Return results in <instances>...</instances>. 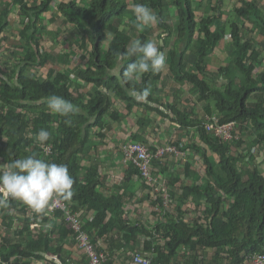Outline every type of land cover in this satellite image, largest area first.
Returning <instances> with one entry per match:
<instances>
[{
  "label": "trees",
  "instance_id": "1",
  "mask_svg": "<svg viewBox=\"0 0 264 264\" xmlns=\"http://www.w3.org/2000/svg\"><path fill=\"white\" fill-rule=\"evenodd\" d=\"M130 2L132 5L141 3L152 9L159 18L158 27L152 25L140 28L134 14L127 12ZM130 2L0 0V53L4 50L14 56L12 68L9 70L6 71L3 65H0V164L30 154H37L49 162L66 164L74 179V194L71 201L65 202L72 203L74 209L84 206L99 207L100 210L102 207L105 208L106 203L103 201L105 198L98 189L100 162L92 155L99 149L101 142L99 137L103 139L106 136L104 129L107 127L108 115L114 120H120L124 116L119 111L120 108H115L113 97L120 102V107L123 106L127 114L136 107H146L153 101L163 106V89L156 88V85L158 87L160 84L157 81L162 73H165L166 67L159 73H145L139 81H134L130 85L137 90L144 87L151 89L152 94L145 102H138L130 96L119 76L112 75L110 71L117 67V53L125 51L134 39L142 42L157 41L160 51H164L166 55V64L177 81L183 82L180 77L182 74H190L188 80L200 91L199 96L202 99L211 96L218 99L221 112L227 119H222L223 122H239L248 132L242 130V133L245 132L246 136L256 135L253 146L257 143L264 147V55L261 52L263 43L257 39L261 36L264 40V10L260 2L241 0V5L235 6L229 12L230 19L224 21H221L225 14L223 11L220 16L218 12L206 13L208 15L198 19L195 0ZM55 7L60 14L48 17L47 14L53 12ZM171 7L177 13L172 26L168 22L172 17L169 12ZM51 23H54L52 27ZM214 23L217 25L213 30L211 24ZM18 25H23L20 30H14L18 32L19 37L10 39L9 44L5 43L6 29L11 30ZM66 31L71 32L79 42L75 43L72 40V44H80L83 50L91 48L88 54L83 56L87 59L85 66L77 65L72 71L75 72L77 80L73 78V73L68 68L70 57L75 51L52 53L46 49V41L43 44L47 34L49 38L60 41ZM229 34L232 36L236 52L234 61H230L226 66H220L217 71L209 70L208 57ZM174 35L177 39L172 46L170 40ZM192 46L195 47V51L192 50ZM189 50L195 55L194 63L187 60ZM133 60H125L123 63H131ZM49 63L54 64L49 68L47 67ZM55 65L62 68L57 69ZM41 68H47L46 75L39 74ZM209 73L225 74L229 78L225 91L211 89ZM232 73H242L243 79L231 78ZM81 79L92 84L90 91H83V86L79 82ZM51 95L61 96L79 106L80 112L70 117L52 113L46 105V98ZM167 111L173 113L175 121L182 125L197 127L205 146L193 143L189 148L201 152L207 165L208 183L212 180L226 192L236 195L238 206L246 202H249V205L244 213H241L236 205L232 207L227 214L231 218L229 222L212 217L205 224L196 223L192 226L182 215L180 218H167L169 222L163 228L164 231L159 229L160 227L156 230L165 236L173 235L177 241L183 239L192 248L199 246L205 248L207 244L219 246L216 263L242 264L249 256L264 253V175L261 165L256 163L253 152L238 156L228 155L230 146L221 143L213 134L207 132L203 121L192 116L195 113L193 109L191 112L180 109L178 100L169 103ZM66 120H70V123H66ZM146 121V118L140 119V123ZM41 129L51 134L50 140L46 142L53 147L51 154H46L43 146L35 139ZM95 137H98L96 138L98 140ZM243 143L246 141L242 138L237 145L241 146ZM249 143L251 144L250 141ZM207 146L219 154L218 165L213 164ZM248 156H251L250 161H247ZM84 161L88 163L84 164ZM245 162L250 165L244 164ZM84 170L86 173L82 176ZM190 194H194L195 198L198 194L197 189L187 187L184 197L188 198ZM203 195L207 198L210 208L217 205L218 209L215 212L218 213L222 201L219 191L208 184L203 190ZM119 200L114 199L115 205L110 201L108 204L115 207V212L120 210L123 213ZM27 209L26 205L18 201H11L10 209H0V217L5 222L3 224L5 233L0 225V264H34V256L37 259L46 258L45 253L56 250L49 235L36 238L32 236L33 232L29 230L28 222L25 220ZM183 214L185 215V212ZM239 221L243 225L242 229ZM139 224L144 226L142 223ZM125 227L139 228L138 225L132 224H126ZM225 252L228 254L227 257L224 256ZM156 259L153 264H166L169 255L161 254Z\"/></svg>",
  "mask_w": 264,
  "mask_h": 264
},
{
  "label": "crops",
  "instance_id": "2",
  "mask_svg": "<svg viewBox=\"0 0 264 264\" xmlns=\"http://www.w3.org/2000/svg\"><path fill=\"white\" fill-rule=\"evenodd\" d=\"M203 3L204 0H195L194 2L197 7L195 12L198 19L216 12L220 16L223 11L225 14L222 16L223 20L221 21H224L230 19L229 12L235 6H240L241 0H221L220 2L208 0V6L206 7H204ZM130 4L132 3L130 2ZM229 5L231 6L227 8ZM216 7H219V9ZM169 12L173 17L169 19L174 21L177 15L176 10L171 7ZM53 13L54 15L58 14L55 11ZM197 13H200V15ZM216 25L215 23L211 24V28L214 30ZM164 35L166 36L165 33ZM195 36H197V33ZM173 38L175 42L177 36L174 35L171 38L172 46H174ZM161 41L164 43L163 39ZM222 45L224 46L223 49ZM191 48L195 51L194 46ZM229 49L231 50L230 54L228 53ZM233 49L234 42L231 34H229L220 42L213 54L208 57L209 66L212 65L211 63L214 62L215 58L218 59L217 62L227 61L219 64L218 68L226 66L230 61H234L235 55L233 59L229 60V56L233 55ZM87 54L88 50L83 49L78 54L74 52L70 57L72 62L69 61V66H85L84 63L87 62V59H84L83 56ZM75 58H79L82 62L74 64ZM194 58L195 55L189 50L187 53L188 62L194 63ZM209 66L208 69L212 71ZM165 67L168 68L169 66L166 64ZM68 68L72 72L75 67ZM217 70L214 69V71ZM168 71L171 72L169 68ZM72 73L73 78L77 80L75 72ZM168 74V72L162 73L161 78L157 81L160 84H158V87L156 85V88L163 89V106L153 101L146 107H136L130 114H127V111H124L122 106L119 111L124 116L120 120H114L108 115L107 127L105 126L104 129L106 136L103 139L99 137L101 141L99 142V149L92 155L93 158H98L100 162L98 189L105 198L103 201L108 207L104 205L105 208L102 207L101 210L99 207L88 206L74 209L72 203L68 204L62 200L68 206L70 212L79 217L84 231L90 236L91 242L96 249L104 254L103 264H137L135 262L136 256L147 257L151 259V264H153V261H156V258L160 257L161 254L169 255V261L166 264H228L227 262L216 263L219 257L217 252L220 250L217 245L207 244L205 248L200 246L199 248H192L185 240L177 241L173 235L168 234L165 236V234L160 233L156 229L160 227L159 229L164 231L163 228L169 222L167 218H180L182 215L192 226L196 223L205 224L212 217H216L220 221L229 222L231 218L227 214L232 207L236 205L237 209L244 213L249 205V202H246L238 206L236 195L226 192L212 180L208 183L207 165L204 163L201 152L194 150L195 148H189L193 143L205 146L202 137L197 132V127L182 125L175 121L173 113L167 111V105L173 103L174 100H178L180 109L186 112H191L193 109L195 113L192 116L202 120L203 126L214 116L220 122H223L222 119L224 120L226 115L221 112L218 99L214 96L202 99L199 96L200 91L193 84H190L188 80L191 77L190 74L184 73L180 76L183 82L177 81L174 73L171 72L172 77H169ZM208 76L211 89L225 91L229 84V78L225 74L209 73ZM231 78L240 80L243 79V76L242 73H232ZM79 82L83 86V91L88 92L91 90L92 84L86 83L82 79ZM177 84L180 86L179 88L183 87V89L181 91L177 90L178 92L175 93L173 88L177 87ZM104 90L106 91V89ZM113 99L115 98L113 97ZM114 101L115 108L119 109L120 102ZM141 118H146L147 121L140 123ZM235 122L237 123V129L232 139H223L214 135L213 132L210 133L221 143L230 146L228 155L238 156L253 152L254 157H256V163L261 165V171L264 175V147L257 143L253 146L256 135L246 136L245 132H248L242 128V124ZM141 124L143 125L141 126ZM243 125L245 126V124ZM242 130L245 132L242 133ZM242 138L245 139L246 143L238 146L237 143ZM132 142L145 143L151 147L175 144L185 149L183 155L185 158L183 160L184 164L179 163L178 160H181L180 158H174L173 156L155 159L152 164L154 176L163 180L169 188L168 202L164 198L165 193H156L152 185L143 179L140 170L132 162L126 160L122 145ZM206 148L209 150L208 155L211 157L213 164L218 165L220 162L219 154L212 151L208 146ZM250 158L251 156H248L247 161H250ZM83 163L87 164L88 161ZM244 164L250 165L246 162ZM85 173L86 170L82 171V176ZM208 184L216 188L222 198L218 213L215 212L218 209L217 205H212V208H210L207 204V198L203 195V190ZM187 187L197 189L198 194L195 198L194 194H190L188 198L184 197ZM115 198L120 199V209L123 213L120 210L115 212V207H111L108 204V201H110L112 205H115ZM182 212H185V215ZM25 214L29 230L33 232L32 236L36 238L41 235H49L52 239V244L56 248L55 252L45 253L46 258L37 259L34 256V264H89V256L82 250L76 240L73 225L67 220L64 211L50 209L43 214L37 215L28 208ZM22 221L23 219L20 222ZM123 223L125 224L123 225ZM139 223L144 224V226ZM238 223L242 229L243 225L240 221ZM3 224H5L4 219L0 217V225L5 233ZM126 224L138 225L139 228L129 229L125 227ZM147 230L149 231L145 232ZM184 237L186 238V235ZM224 256L227 257L228 254L225 252Z\"/></svg>",
  "mask_w": 264,
  "mask_h": 264
},
{
  "label": "clouds",
  "instance_id": "3",
  "mask_svg": "<svg viewBox=\"0 0 264 264\" xmlns=\"http://www.w3.org/2000/svg\"><path fill=\"white\" fill-rule=\"evenodd\" d=\"M132 10L140 28L158 23V16L144 4L136 3ZM125 60L133 62L125 64ZM116 63V69L110 70L112 75L119 76L130 96L138 102H145L152 94L151 89L144 87L137 90L130 85L139 81L145 73L161 72L166 66V55L160 51L157 41L142 42L134 39L125 51L117 53ZM46 105L52 113L62 117H70L80 112L79 106L58 95L47 97ZM65 122L70 123V120ZM50 136L49 131L41 129L35 139L47 150L46 142L50 140ZM73 184L74 179L64 163L49 162L37 154L14 159L0 164V209H10L11 201H18L33 213L43 214L51 209L54 199L71 201L74 194Z\"/></svg>",
  "mask_w": 264,
  "mask_h": 264
},
{
  "label": "built area",
  "instance_id": "4",
  "mask_svg": "<svg viewBox=\"0 0 264 264\" xmlns=\"http://www.w3.org/2000/svg\"><path fill=\"white\" fill-rule=\"evenodd\" d=\"M208 132L223 139H232L237 129L235 121L220 122L217 117H212L205 125ZM44 148V146H43ZM46 154L53 153L52 145H48ZM122 151L126 160L132 162L141 172L143 179L152 185L156 193L163 192L166 202L169 201L168 186L163 180L157 178L153 174L152 164L155 159H163L167 156L174 158H184V150L179 145L169 144L158 147H151L141 142L125 143L122 145ZM185 159V158H184ZM60 209L65 212L67 220H69L75 230V238L80 247L89 256V264H103L104 254L99 252L95 245L91 242L90 236L84 231L81 220L77 215L72 214L68 206L60 199L52 201L51 210ZM58 260V259H56ZM137 264H151V259L147 257H135ZM242 264H264V253H257L249 256Z\"/></svg>",
  "mask_w": 264,
  "mask_h": 264
},
{
  "label": "rangeland",
  "instance_id": "5",
  "mask_svg": "<svg viewBox=\"0 0 264 264\" xmlns=\"http://www.w3.org/2000/svg\"><path fill=\"white\" fill-rule=\"evenodd\" d=\"M68 1V0H67ZM76 1H81V0H76ZM128 3L131 1V0H126ZM259 2H260V4H261V6L263 7V10H264V0H258ZM204 7H206V6H208L207 4H208V0H204ZM236 4H237V2H236ZM232 5V4H231ZM231 5H229V6H227V8L228 7H230ZM17 9H18V7H17ZM133 5L132 4H130L129 5V7H128V10H127V12L129 13V14H133ZM54 11L56 12V13H58V14H60V12L56 9V7H55V9H54ZM14 14H15V12H14ZM198 15H200V13H197ZM52 15H54V13L53 12H50L49 14H47V16L48 17H52ZM62 18V17H61ZM61 18H59L60 19V23H62V20H61ZM17 19H19V17H17ZM59 19H57L58 21H59ZM63 19V18H62ZM128 21V20H127ZM168 22H169V24L170 25H172V20H168ZM60 23H58L57 22V24H59L60 25ZM52 24H54V23H51L50 25V27H52ZM62 25V24H61ZM156 26H157V23L155 24ZM23 27V25H18L17 27H12V29L10 30L9 28L8 29H6V31L4 32V34L5 35H7V39L5 40V43H7V44H9V41H10V39L11 40H13V39H17L19 36H18V32H15L14 30H20L21 28ZM158 27V26H157ZM159 29H161L160 27H159ZM67 33L65 34V36H63L61 39H60V41H57L55 38H49L48 37V34H47V38L46 39H44L43 40V44L45 43V41H46V43H47V45L45 46L46 47V49L48 50V51H50V52H52V53H54V52H64V51H68V50H74L76 53H79V51L81 50V48H80V44H77V45H74V44H72L71 43V41L72 40H74L75 41V43L77 42L76 41V39L72 36V33L71 32H69L68 33V31H66ZM157 33V30H156V32H155V34ZM250 36H252V34L250 33L249 34ZM175 38V37H174ZM174 38L172 39V41L174 40ZM257 39H258V41L259 42H261V44L263 43V45L261 46V52H263V55H264V40H263V38L261 37V36H258L257 37ZM69 40V41H68ZM174 42V41H173ZM77 43H79V42H77ZM224 48V46L222 45V49ZM91 49V48H90ZM231 49V48H230ZM228 50V53L230 54V52H231V50ZM88 51H89V47H88ZM11 52H13V49H11ZM22 54V53H21ZM221 54V53H220ZM236 54V52H235V50L233 49V55L230 57L229 56V60L230 59H233L234 58V55ZM0 57H1V60H0V65L2 64L3 65V67H4V69L7 71V70H9L10 68H12V63H13V54H11L10 52H7V51H2L1 53H0ZM76 59V58H75ZM217 60L218 59H216L215 58V60H214V62H212L211 64V66H209V68L211 67V69L212 70H214V69H218V66H219V64H221L222 62H217ZM228 60V61H229ZM74 61V60H73ZM72 62V61H71ZM78 62H82L79 58L78 59H76L75 61H74V64H78ZM227 61H224L223 63H226ZM53 64L54 63H49L48 64V66L47 67H51V66H53ZM55 67L57 68V69H59V68H62V66H56L55 65ZM70 68H73V67H75V65H71V66H69ZM214 68V69H213ZM46 71H47V68H41L40 70H39V74H43V75H46ZM165 73H169L168 75H169V77H172V74H171V72H169L168 71V68H166L165 70ZM177 87H175V88H173V91L175 92V93H177L178 91L177 90H182L183 89V87L182 88H179L180 86L177 84L176 85ZM179 91V92H180ZM181 98H183V97H181ZM115 100V99H114ZM120 109H121V107H119ZM181 160H178V159H176V160H178L179 161V163H182V164H184L183 163V160H184V158H180ZM175 163H177V162H175ZM1 230L3 231L4 229L1 227Z\"/></svg>",
  "mask_w": 264,
  "mask_h": 264
}]
</instances>
